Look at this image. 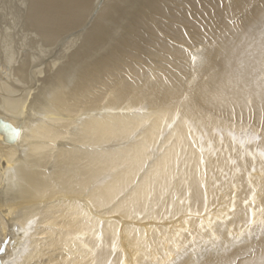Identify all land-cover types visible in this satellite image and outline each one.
Instances as JSON below:
<instances>
[{"label": "bare ground", "instance_id": "1", "mask_svg": "<svg viewBox=\"0 0 264 264\" xmlns=\"http://www.w3.org/2000/svg\"><path fill=\"white\" fill-rule=\"evenodd\" d=\"M262 67L264 0H0V264L258 257Z\"/></svg>", "mask_w": 264, "mask_h": 264}, {"label": "snow or ice", "instance_id": "2", "mask_svg": "<svg viewBox=\"0 0 264 264\" xmlns=\"http://www.w3.org/2000/svg\"><path fill=\"white\" fill-rule=\"evenodd\" d=\"M102 3V0H101ZM222 35L226 36L227 34H223ZM205 40H207V37H204L200 40V45H203L205 43ZM209 44H212L213 42L211 40H208ZM215 45L213 44V49H214ZM196 58H193V63H195ZM200 62L201 64L204 62L203 60V56L200 57ZM261 72L264 73V67L261 68ZM261 102L264 103V76L261 77V96H260ZM12 134L14 137H18L19 136V132L16 131L15 129L12 130ZM28 225L29 228L32 227L33 225V221L32 220H28ZM27 235V231L25 233ZM208 264H232V261L230 259H228L223 253H221L220 255L214 256L209 262ZM248 264H264V251L261 252V254L258 257H255L254 259H252L251 261L248 262Z\"/></svg>", "mask_w": 264, "mask_h": 264}, {"label": "water", "instance_id": "3", "mask_svg": "<svg viewBox=\"0 0 264 264\" xmlns=\"http://www.w3.org/2000/svg\"><path fill=\"white\" fill-rule=\"evenodd\" d=\"M5 126H6V125H5ZM5 126H2V127L0 128V132L4 131V129H6ZM0 252L2 253V252H3V249H1Z\"/></svg>", "mask_w": 264, "mask_h": 264}, {"label": "rangeland", "instance_id": "4", "mask_svg": "<svg viewBox=\"0 0 264 264\" xmlns=\"http://www.w3.org/2000/svg\"><path fill=\"white\" fill-rule=\"evenodd\" d=\"M225 195H226V193H225V191H224V194H223V196H221L222 198H220V199L224 200V199H225ZM109 210H110V209H109Z\"/></svg>", "mask_w": 264, "mask_h": 264}]
</instances>
